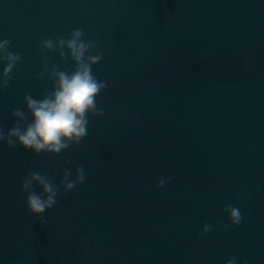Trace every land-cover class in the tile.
Listing matches in <instances>:
<instances>
[{
	"label": "clouds",
	"instance_id": "9594fccd",
	"mask_svg": "<svg viewBox=\"0 0 264 264\" xmlns=\"http://www.w3.org/2000/svg\"><path fill=\"white\" fill-rule=\"evenodd\" d=\"M84 35V31L77 28L69 33L68 38L58 36L55 41L41 39L38 47L44 67L38 78L43 79L44 73L48 72L52 89L45 90L40 99L26 93L23 97L26 111L19 107L12 111L11 115L15 118L13 126L7 133L0 128V142L9 149L20 147L34 155L58 156L74 146L78 147L87 137L90 116L104 115L103 109L98 108V97L107 84L98 79L92 70L103 58V51L99 50L95 41H85ZM9 46L8 39L0 41V62L6 65L0 73V90L8 87L11 73L22 59L19 53L9 51ZM57 49L61 60L70 59L73 62L71 71L58 70L55 64L49 70L45 53ZM69 165L75 168L74 179ZM170 180L171 177L167 180L159 178L155 187L163 188ZM85 181L83 165L74 164L70 159L64 162L59 185L47 174L29 169L21 183L26 211L38 217L43 224L45 213L57 204L58 194L66 195ZM222 212L229 222H221L220 227L225 230L238 227L244 219L240 209L232 204H226ZM211 228V224H205L200 234H207ZM86 256L87 253L84 258ZM227 264H236V258L229 259ZM242 264H248L247 259Z\"/></svg>",
	"mask_w": 264,
	"mask_h": 264
}]
</instances>
